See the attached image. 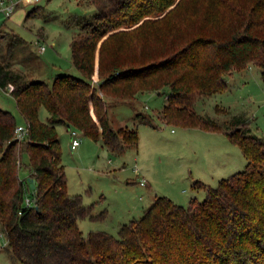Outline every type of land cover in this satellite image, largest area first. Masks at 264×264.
Returning <instances> with one entry per match:
<instances>
[{"label":"trees","instance_id":"trees-1","mask_svg":"<svg viewBox=\"0 0 264 264\" xmlns=\"http://www.w3.org/2000/svg\"><path fill=\"white\" fill-rule=\"evenodd\" d=\"M80 2L94 15L79 23L70 41L79 78L30 81L12 69L26 41L0 27V92L13 99L26 126L25 139L18 141L16 118L0 109V229L13 259L21 264H264V138L250 134L251 122L244 117L223 124L194 109L200 98L225 92L227 77L250 66L260 70L264 86V0ZM165 90L163 124L225 135L239 148L245 167L215 188L195 181L193 187L205 193L202 202L183 207L155 196L117 236L90 231L84 237L78 221H102L106 214L92 215L93 204L85 206L81 195L68 193L56 126L73 127L121 154L136 148L138 133L111 127L106 100ZM41 108L48 114L45 122ZM216 111L227 113L218 106ZM135 118L155 128L147 116ZM31 190L35 204L26 208L24 197Z\"/></svg>","mask_w":264,"mask_h":264},{"label":"rangeland","instance_id":"rangeland-1","mask_svg":"<svg viewBox=\"0 0 264 264\" xmlns=\"http://www.w3.org/2000/svg\"><path fill=\"white\" fill-rule=\"evenodd\" d=\"M21 13L23 19L18 21ZM93 15L94 9L80 0H41L36 4L19 0L9 17L0 13V27L26 41L16 51L12 69L25 74L30 81L51 83L58 75L79 78L80 73L71 63L70 41L79 23L91 20ZM41 46L45 47L44 52H40ZM227 84L225 92L200 98L194 106L196 113L223 124L244 117L251 122L250 134L264 138V86L260 70L250 66L243 73H233L227 77ZM166 95V90L160 95L143 92L135 101L106 102L113 129L137 128L138 148H127L121 154L109 152L73 127L70 131H76L81 143L77 150H71L70 131L63 125L57 126L68 193L81 195L85 206L93 204L92 215L106 214L102 221H78L84 237L90 231L117 236L120 226L139 218L155 196L167 197L183 207L191 201L202 202L205 193L193 187L195 181L215 188L221 179L245 167L247 162L239 148L225 135L163 124L159 112ZM217 106L227 113H218ZM0 109L10 112L17 124L23 125L13 99L1 92ZM137 114L150 118L155 128L139 125ZM47 116L41 108L40 119L45 121ZM27 160L25 157L24 161ZM19 176L24 178L26 171L21 169ZM142 176L147 186L139 184ZM5 245L6 238L0 229V264H21Z\"/></svg>","mask_w":264,"mask_h":264},{"label":"built area","instance_id":"built-area-1","mask_svg":"<svg viewBox=\"0 0 264 264\" xmlns=\"http://www.w3.org/2000/svg\"><path fill=\"white\" fill-rule=\"evenodd\" d=\"M25 4H34L37 3L40 0H22ZM19 3V0L17 2H12V0L5 1V0H0V13H2L5 17H9L17 4ZM41 51L45 50L44 46L40 47ZM11 87L9 90L11 91ZM70 136H71V148L74 149L76 148L79 143H80V138H78V135L76 131H70ZM26 137V126L25 125H18L15 129V139L18 141L24 140ZM141 185H144V181L141 182ZM35 204V192L32 190L30 192H27L24 197V202L23 205L26 208L33 207Z\"/></svg>","mask_w":264,"mask_h":264},{"label":"crops","instance_id":"crops-1","mask_svg":"<svg viewBox=\"0 0 264 264\" xmlns=\"http://www.w3.org/2000/svg\"><path fill=\"white\" fill-rule=\"evenodd\" d=\"M41 1V0H40ZM39 2V1H38ZM37 2V3H38ZM34 4H36V3H34ZM19 19H18V21H20V20H22L23 19V13H21L19 16ZM26 22V21H25ZM4 27V26H3ZM39 41V40H38ZM45 50H43V51H41L40 50V52H44ZM250 69V68H249ZM93 81L96 83L97 81H98V77H97V73L95 72V74H94V76H93ZM143 93V92H142ZM142 93H139L134 99H132V100H123V101H121V102H124V101H135V100H137V98L139 97V95L140 94H142ZM158 95H160L159 93H158ZM111 100H114V99H107L106 100V102H110ZM113 102H115V101H113ZM118 103H120V102H118ZM165 105V104H164ZM163 108V107H162ZM40 114V113H39ZM40 116V115H39ZM46 119H47V117H46ZM46 119H45V121H46ZM41 120V119H40ZM42 121V120H41ZM45 121H42V122H45ZM22 125V124H21ZM138 125V124H137ZM139 125H142V124H139ZM58 126V125H57ZM57 126H56V130H57ZM64 126V125H63ZM147 126V125H146ZM122 127H127V126H122ZM148 127H150V126H148ZM65 128L66 129H68L67 128V126H65ZM128 128V127H127ZM151 128V127H150ZM131 129H135L136 131H137V128H131ZM188 130H194V129H188ZM70 131V128L68 129V132ZM58 132V131H57ZM138 133V132H137ZM69 135H70V132H69ZM180 136V138L181 137H183L184 135H179ZM178 136V137H179ZM85 138H87V137H85ZM87 139H89V138H87ZM90 140V139H89ZM71 141H72V139H71ZM71 141H70V145H69V147H70V149L71 150H77L79 147H80V143H81V139H80V143H79V145L76 147V148H74V149H72L71 148ZM90 141H92V140H90ZM92 142H94V141H92ZM94 143H96L97 145H100L101 147H103L104 145L102 144V142H101V140L100 141H97V142H94ZM138 144H139V137H138ZM138 144H137V146H136V149L138 148ZM108 149V148H107ZM110 152V151H109ZM123 153V152H122ZM135 173H136V175H138V170L137 169H135ZM139 176V175H138ZM145 182V184L144 185H141V182ZM139 184L141 185V186H147V181L145 180V178H144V176H142V178H141V180L139 181ZM76 195V194H75ZM155 198V197H154ZM154 200V199H153ZM153 202V201H152ZM145 210V209H144ZM143 210V211H144ZM6 246V245H5ZM5 246L3 247L4 249H5ZM1 251V250H0Z\"/></svg>","mask_w":264,"mask_h":264},{"label":"water","instance_id":"water-1","mask_svg":"<svg viewBox=\"0 0 264 264\" xmlns=\"http://www.w3.org/2000/svg\"><path fill=\"white\" fill-rule=\"evenodd\" d=\"M67 128L69 129V128H70V126H67Z\"/></svg>","mask_w":264,"mask_h":264}]
</instances>
